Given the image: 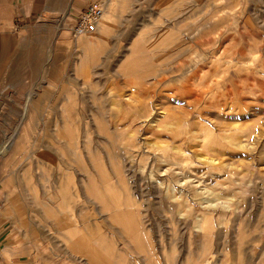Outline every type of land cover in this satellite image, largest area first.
Masks as SVG:
<instances>
[{
	"label": "rangeland",
	"instance_id": "rangeland-1",
	"mask_svg": "<svg viewBox=\"0 0 264 264\" xmlns=\"http://www.w3.org/2000/svg\"><path fill=\"white\" fill-rule=\"evenodd\" d=\"M11 1L0 0L2 207L48 226L49 240L65 247L63 264H99L110 249H124L129 264H256L251 239H264V0H129L137 3L128 29L138 38L97 45L91 34L74 39L64 16L43 15L41 31H63L72 43L62 44L69 55H49L57 60L51 70L47 41L34 52L18 47L10 32L27 24L13 25ZM57 110L64 118L45 117ZM51 164L75 178L73 190L67 182L61 198L46 199L57 202L47 214L27 216L26 186L42 206ZM111 185L129 208L126 242L118 218L104 211L110 204L93 197ZM84 224L114 240L100 237L95 247L80 237Z\"/></svg>",
	"mask_w": 264,
	"mask_h": 264
},
{
	"label": "crops",
	"instance_id": "crops-1",
	"mask_svg": "<svg viewBox=\"0 0 264 264\" xmlns=\"http://www.w3.org/2000/svg\"><path fill=\"white\" fill-rule=\"evenodd\" d=\"M9 9V13H11L10 17L13 25L15 26V22H24L27 25L24 26V29H18L15 32H10L14 35V38L17 40V45L20 48H29L34 52L36 45L39 43V40L43 41V45H46L43 50V53L48 55L47 62L48 67L46 69L51 70V66L55 61L53 58L58 54H68L71 51V48H65L62 46L68 43L70 37L65 35L63 31H52L49 26L43 27L44 31H41L38 28L39 20L43 15L48 18H56L58 16H64L65 23H73L76 16L87 9L91 4H98L104 8L105 12L98 24L97 31L91 35L94 37V44H98V41L104 39H136L138 38L139 32L137 30H129L130 27V15L132 12L131 7L136 6L137 1L129 2V0H12ZM134 3V4H133ZM55 16V17H53ZM71 23V24H72ZM132 23V22H131ZM133 25V24H132ZM113 27L117 28L114 34L112 30ZM38 28V29H36ZM100 29V31H99ZM96 41V43H95ZM71 42L69 41V44ZM72 44V43H71ZM70 49V50H69ZM70 54V53H69ZM68 54V55H69ZM52 55L53 58H50ZM45 69V67H43ZM5 86L1 85V88ZM62 100V99H61ZM9 101L11 103H17V101L12 97H9ZM50 101V100H49ZM53 101V100H52ZM60 102V100H59ZM64 102V100L62 101ZM8 111H13L12 108H9ZM15 113V112H13ZM45 114L46 118H64L65 114L63 110H57L56 112H47ZM15 116V115H14ZM12 117V115H10ZM53 169H51V173L48 176V179H44L43 182L47 183V187L43 186V191H45V197L42 202V210L37 209L39 203L35 202V196L33 195V190L29 186H26L25 194H26V202L29 208H26V215H36L41 214L44 215L43 208L49 205H55L57 202L49 201L46 202L47 198L52 197V199L61 198V190L65 187L64 185L67 182L70 183V190H73V184L75 183V178L69 176V180H66L67 177L61 172L60 164H51ZM93 177H90L89 184L90 186L97 189L94 184ZM109 183V182H106ZM98 186V185H97ZM99 187V186H98ZM46 188V189H45ZM101 191L107 190L102 184ZM109 191L106 194L100 191H95L93 197L96 200H106L110 207H103L104 211L107 215L109 212L118 218L120 221L118 225H116L117 237L122 242H126L124 237V230L129 232L131 230V225L125 222V217L129 212L128 206L123 207V204L120 205V190L115 191L113 185L107 187ZM47 190V191H46ZM15 191L18 192V187H15ZM100 195L102 197L99 199L96 195ZM56 195V196H54ZM74 194L69 195L67 198H76ZM0 195V200H1ZM128 199L130 194L126 196ZM66 199V198H65ZM37 200V199H36ZM64 206H66V202H63ZM35 208V209H34ZM128 210V211H127ZM21 211L16 206H10V204L3 206L0 202V264H63L64 261L60 262V257L63 255L65 247L59 243V239L57 243H53L49 240L50 235H46L47 227L46 225L39 224L33 220V218L27 217L24 219L22 216H19ZM47 214V213H46ZM34 221V222H33ZM47 222V221H46ZM46 224L49 225L47 222ZM128 224V225H126ZM125 225V229L122 226ZM91 226L90 228H88ZM85 227V224L79 229L80 237L89 239V242H95V247L98 248V242L100 241V237L103 241L111 240L113 241V235L106 234L105 231L103 233H98V225L95 227V234H92V225ZM91 229V230H90ZM102 229V227H101ZM59 230V229H57ZM59 232V231H58ZM107 235L111 236V238L107 237ZM60 234L58 233V238ZM84 241V240H83ZM83 243V242H81ZM251 247H256V254L250 255L249 262L256 264H264V239L256 237L255 239H251L250 243ZM64 248V250H63ZM257 248H260L259 250ZM93 247H88V254L92 253ZM63 250V251H62ZM98 253V252H97ZM103 253V252H101ZM104 257L100 261H96L95 263L103 264H129L128 258L124 257L126 254L123 250H116L110 252L108 254L107 250H105ZM109 257V259H105Z\"/></svg>",
	"mask_w": 264,
	"mask_h": 264
},
{
	"label": "built area",
	"instance_id": "built-area-1",
	"mask_svg": "<svg viewBox=\"0 0 264 264\" xmlns=\"http://www.w3.org/2000/svg\"><path fill=\"white\" fill-rule=\"evenodd\" d=\"M104 15V8L98 4H91L79 13L72 23L71 33L74 39L93 34Z\"/></svg>",
	"mask_w": 264,
	"mask_h": 264
}]
</instances>
